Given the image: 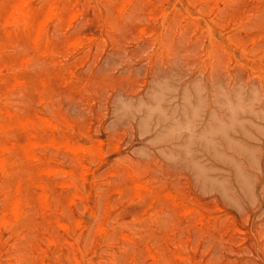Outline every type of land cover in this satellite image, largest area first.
Segmentation results:
<instances>
[{
    "label": "rangeland",
    "instance_id": "374dc122",
    "mask_svg": "<svg viewBox=\"0 0 264 264\" xmlns=\"http://www.w3.org/2000/svg\"><path fill=\"white\" fill-rule=\"evenodd\" d=\"M178 1L0 0V264H264V0Z\"/></svg>",
    "mask_w": 264,
    "mask_h": 264
},
{
    "label": "bare ground",
    "instance_id": "6f19581e",
    "mask_svg": "<svg viewBox=\"0 0 264 264\" xmlns=\"http://www.w3.org/2000/svg\"><path fill=\"white\" fill-rule=\"evenodd\" d=\"M22 1H23V3H24V0H22ZM26 1H27V0H25V2H26ZM149 1H150V0H149ZM177 1H178V0H177ZM194 1L196 2V0H194ZM194 1H192V2H194ZM201 1L204 2L203 0H201ZM220 1H221V0H219L218 2H220ZM17 2H18V1H17ZM178 2H179V1H178ZM180 2H181V1H180ZM192 2H191V3H192ZM206 2H207V1H206ZM18 3H19V2H18ZM20 3H22V2H20ZM20 3H19V5H20V7H22L23 4L21 5ZM146 3H147V2H146ZM24 4H25V3H24ZM180 4H181V3H179V5H180ZM44 5H45V4H44ZM170 5H171V4H170ZM199 5H200V4H199ZM14 6H16V5H14ZM24 6H25V5H24ZM52 6H53V5H52ZM52 6H50V7H52ZM173 6H174V5H172V7H173ZM182 6H183V5H182ZM20 7H19V8H20ZM26 7H27V6H26ZM19 8H18L17 10H19ZM47 8H48V7H47ZM20 9H21V8H20ZM25 9H26V8H25ZM25 9H24V11H25V14H24V15H26V10H27V9H26V10H25ZM182 9H183V8H182ZM216 9H217V8H216ZM50 10H52V9H50ZM55 10H56V9H55ZM55 10H54V11H55ZM184 10H185V9H184ZM184 10H183V11H184ZM19 11H20V10H19ZM12 12H13V11H12ZM12 12H11V13H12ZM21 12H23L22 9H21ZM32 12H34V11H32ZM32 12L30 11V14H31ZM46 12H47V13H46ZM46 12H45V14H52L50 11L48 12V10H47ZM9 13H10V12H9ZM34 13H35V12H34ZM186 13H187V12H186ZM195 13H196V12H195ZM21 14H22V13H21ZM30 14H29V16H30ZM187 14H188V13H187ZM3 15H5V14L3 13ZM3 15H2V16H3ZM11 15H12V14H11ZM35 15H36V14H35ZM35 15L33 14L32 17L34 18ZM73 15H74V14H73ZM189 15H191V14H189ZM0 16H1V14H0ZM48 16H49V17H48ZM48 16H47V19L51 17L50 15H48ZM196 16H197V14H196ZM7 17H8V16H7ZM11 17H13V16H11ZM22 17H23V16H22ZM22 17H21V18H22ZM25 17H26V16H25ZM32 17H31V18H32ZM52 17L54 18V15H52ZM52 17H51V18H52ZM197 17H198V16H197ZM197 17H195V18H197ZM23 18H24V17H23ZM186 18H187V16H186ZM188 18H190V17H188ZM188 18H187V19H188ZM193 18H194V17H193ZM198 18H199V17H198ZM5 19L8 20L7 18H5ZM5 19H4V20H5ZM44 19H45V18H44ZM47 19L44 20V21H47ZM10 20H11V19H10ZM12 20H13V19H12ZM12 20H11V21H12ZM14 21H15V20H14ZM48 21H49V20H48ZM189 21H190V20H189ZM12 22H13V21H12ZM12 22H11V23H12ZM21 22H22V19H21ZM21 22H20V25L23 23V22H22V23H21ZM32 22H33V21H32ZM99 22H100V21H99ZM3 23H6V22L3 21ZM3 23L1 22V24H3ZM8 23L11 24L10 21H9ZM14 23H15V22H14ZM16 23H17V22H16ZM33 23H34V22H33ZM202 23H203V22H202ZM231 23H232V22H231ZM9 24H8V25H9ZM24 24H25V23H24ZM43 24H44V22H43ZM99 24H100V23H99ZM12 25H13V24H12ZM14 25H15V24H14ZM16 25H19V24L17 23ZM20 25H19V28L21 27ZM31 25H32V24H31ZM31 25H30V26H31ZM191 25H192V24H191ZM223 25H224V24H223ZM2 26H3V25H2ZM24 26H26V25H24ZM219 26H220V25H219ZM3 28H4V27H3ZM11 28H13V27H11ZM26 28H27V27H26ZM209 28H210V27H209ZM21 29H22V28H21ZM43 29H45V28H43ZM43 29H42V30H43ZM26 30H27V29H26ZM22 31H23V29H22ZM40 31H41V30H40ZM209 31H210V30H209ZM44 32H45V30H44ZM207 32H208V31H207ZM24 33H25V32H24ZM41 33H42V32H41ZM41 33L37 35L38 38L35 39V41H36V40H39V37H40V39H41V36L43 35V34L41 35ZM7 34H8V33H7ZM26 34L28 35L29 33H27V31H26ZM210 34H211V31H210ZM39 35H40V36H39ZM34 36H35V35H34ZM209 36H210V35H209ZM209 36H208V37H209ZM211 36H212V34H211ZM6 38H7V37H6ZM6 38H5V39H6ZM15 38H16V37H15ZM24 38H25V37H24ZM35 38H36V36H35ZM209 38H210V37H209ZM49 39H50V38H49ZM11 40H12V38H11ZM24 40H25V39H24ZM35 41H34V42H35ZM41 41H42V40H41ZM6 42H8V39H7V41H5V43H6ZM9 42H10V41H9ZM11 42H12V41H11ZM11 42H10V44H11ZM34 42H33V43H34ZM13 43H14V41H13ZM35 43H36V42H35ZM40 43H41V42H40ZM76 43H77V42H76ZM226 43H227V42H226ZM7 44H9V43H7ZM1 45H2V42H1ZM4 45H5V44H4ZM38 45H39V43H38ZM223 45H224V43H223ZM225 45H226V44H225ZM225 45H224V46H225ZM233 45H234V44H233ZM2 47H3V46H2ZM36 47H37V45H36ZM225 47H226V46H225ZM37 48H38V47H37ZM228 48H229V47H228ZM6 49H8V48H6ZM226 49H227V48H226ZM232 49H233V48H232ZM2 50H3V49H2ZM4 50H5V48H4ZM228 50H229V49H228ZM2 52H3V51H2ZM231 52H232V50H231ZM238 53H239V52H238ZM254 55H255V54H254ZM12 57H15V56H12ZM8 58H11V57L8 56ZM8 58H7L6 60H8ZM15 59H17V58H14V60H12V61H15ZM6 60H4V62L8 63ZM8 61H9V62H12V61H10V60H8ZM6 63H5V64H6ZM13 64H14V62H13ZM13 64L11 63V65H13ZM6 65H8V67H9V63L6 64ZM17 66H18V65H17ZM5 67H7V66H5ZM9 68H10V67H9ZM7 71H8V70H7ZM14 71H15V70H14ZM5 72H6V71H5ZM8 72H9V71H8ZM7 74H8V73H7ZM4 77H5V76H4ZM4 77H2V78H4ZM34 77H35V76H34ZM41 78H42V77H41ZM43 78H44V77H43ZM4 79H5V78H4ZM6 79H8V78H6ZM39 79H40V78H39ZM46 79H47V78H46ZM16 80H17V79H16ZM16 80H15V81H16ZM4 81H5V80H4ZM9 81H10V80H9ZM36 81H39V80L36 79ZM40 81H41V80H40ZM43 81H46V80L44 79ZM35 83H36V82H35ZM46 83H47V82H46ZM43 84H45V82L42 83V85H43ZM17 86H18V85H17ZM36 86H39V82H37ZM42 89H43V88H42ZM1 92H3V91H1ZM1 92H0V93H1ZM1 95H2V94H1ZM7 107H8V106H7ZM2 108H3V107H2ZM10 109H11V108H10ZM8 110H9V109H8ZM23 113H24V112H23ZM9 114H10V113H9ZM12 114H13V112H12ZM12 114L9 115V116L11 117ZM15 114H16V113H14V115H15ZM3 115H4V114H3ZM21 115H22V113H21ZM24 115H25V117H26V114H24ZM38 115H39V114H38ZM1 116H2V115H1ZM29 116L31 117V115L29 114V115H27V118H28ZM33 116H34V115H33ZM3 117H4V116H3ZM3 117H2V119H3ZM5 118H8V117L5 116ZM5 118H4V120H5ZM31 118H32V117H31ZM41 118H42V117H41ZM35 119H36V117H35ZM35 119H34V117H33V119H32V120H29V121H32V122H33ZM44 119L46 120V117H45ZM8 120H9V122H10L11 118L8 119ZM22 120H23V119H22ZM40 120H41V119H40ZM41 121H42V120H41ZM9 122H7V120H6V125H7ZM11 122H12V121H11ZM11 122H10L9 124H11L12 127H13V124H12ZM37 122H38V121H36V123H35V121H34L33 123H35L36 125H38ZM0 123H1V122H0ZM13 123L15 124L14 126H16L17 122L14 121ZM22 123H23V122H22ZM25 123H26V122L24 121V124H25ZM39 123H40V122H39ZM44 123H45V124H48V123H50V122L47 120V122H44ZM3 124L5 125V123H2V124H1V127H3ZM9 124H8V125H9ZM20 124H21V122H20ZM28 124H29V123H28ZM11 125H9V126H11ZM21 125H23V124H21ZM31 125H32V124H31ZM40 125H41V124H40ZM48 126H51V124H48ZM28 127H29V126H27V128H28ZM31 127H32V126H31ZM37 127H38V126H37ZM39 127H40V126H39ZM52 127H54V125H52ZM17 128L19 129L18 125H17ZM24 128H25V127H24ZM57 128H59V127H57ZM3 129H5V128L3 127ZM3 129H2V130H3ZM7 129H8V128H7ZM10 129H11V128H10ZM12 129L14 130L15 127L12 128ZM12 129H11V130H12ZM50 129H51V128H50ZM22 130H23V129H22ZM5 131H6V129H5ZM50 131H51V130H50ZM28 132H29V131H28ZM55 132H56V131H55ZM61 132H62V130H61ZM67 132H68V131H67ZM67 132H66V133H67ZM24 133H25V132H24ZM4 134H6V133L4 132ZM11 134H12V133H11ZM25 134H27V133H25ZM29 134H30V133H29ZM61 134H62V133H61ZM30 135H31V134H30ZM35 135H36V134H35ZM38 135H40V134L38 133ZM48 135H49V134H48ZM23 136H24V135H23ZM4 137H5V136H4ZM61 137H62V136H61ZM46 138H47V137H46ZM50 138H52V137H50ZM26 139H27V138H26ZM48 139H49V138H48ZM60 139H61V138H60ZM63 139H64V136H63ZM78 139H79V138H78ZM3 140H4V139H3ZM61 140H62V139H61ZM36 141H37V140H36ZM46 141H47V140H46ZM34 142H35V141H33V143H34ZM44 142H45V141H44ZM44 142H43V143H44ZM53 142H54V140H53ZM57 142H58V141H57ZM66 142H67V140H66ZM69 142H71V141H69ZM36 143H37V142H36ZM41 143H42V142H41ZM45 143H46V142H45ZM61 143H62V142H61ZM72 143H73V142H72ZM3 144H5V143H3ZM27 144H28V143H27ZM34 144H35V143H34ZM37 144H38V143H37ZM46 144H47V143H46ZM48 144H49V143H48ZM59 144H60V143H59ZM65 144H68V143H65ZM84 144H85V143H84ZM30 145H31V143H30ZM70 145L72 146V144H70ZM82 145H83V144H82ZM85 145H86V144H85ZM91 145H92V144H91ZM4 146H5V145H4ZM33 146H34V145H33ZM46 146H47V145H46ZM53 146H54V145H53ZM53 146H52V147H53ZM55 146H56V145H55ZM83 146H84V145H83ZM87 146H88V145H87ZM89 146H90V145H89ZM12 147H13V146H12ZM27 147H28V146H27ZM34 147H36V144H35ZM66 147H67V146H66ZM79 147H80V146H79ZM85 147H86V146H85ZM93 147H94V146H93ZM99 147H100V146H99ZM7 148H8V149H9V148L11 149V147H7ZM37 148H40V146L37 147ZM87 148H88V149H87ZM3 149H4V148H3ZM5 149H6V146H5ZM5 149H4V150H5ZM10 149H9V150H10ZM67 149H68V148H67ZM71 149H72V148H71ZM100 149H101V148H100ZM9 150H8V152H9ZM28 150H29V149H28ZM35 150H36V149H35ZM74 150H75V149H74ZM85 150H88V151H85V152H89V151H90V147H86ZM91 150H92V149H91ZM11 151H12V150H11ZM23 151H24V150H23ZM69 151H71V150H69ZM82 151H83V150H82ZM92 151H93V150H92ZM1 152H3V151L1 150ZM5 152H6V151H5ZM16 152H17V150H16ZM24 152H26V150H25ZM101 152H102V151H101ZM89 153H91V152H89ZM93 153H94V152H93ZM18 154H19V153H18ZM27 155H28V154H27ZM29 155H30V154H29ZM94 156H95V155H94ZM19 157H20V156H19ZM26 157H27V156H26ZM28 157H29V156H28ZM82 157H83V156H82ZM2 158H3V157H2ZM8 158H9V156H8ZM11 158H12V157H11ZM21 158H22V157H21ZM23 158H24V156H23ZM35 158H36V156H35ZM80 158H81V157H80ZM93 158H94V157H93ZM95 158H96V157H95ZM97 158H98V156H97ZM15 159H16V157H15ZM28 159H29V158H28ZM36 159H38V158H36ZM7 160H8V159H7ZM23 160H24V159H23ZM82 160H83V158H82ZM93 160H94V159H93ZM2 161H3V160H2ZM5 161H6V160H5ZM24 161H25V160H24ZM6 162H7V161H6ZM41 162H42V161H41ZM81 162H82V161H81ZM37 163H38V162H37ZM1 164H2V163H1ZM1 164H0V165H1ZM12 164H14V161L12 162ZM91 164H93V163L91 162ZM24 165H25V164H24ZM30 165H31V164H30ZM2 166H3V165H1V167H2ZM17 166H18V165H17ZM17 166H16V167H17ZM83 166L85 167V165H82V167H83ZM1 167H0V170H1ZM16 167H15V169H17ZM29 167H30V166H29ZM93 167H94V166H93ZM85 169H86V168H85ZM85 169H84V171H85ZM3 170H4V169H3ZM69 170H70V169H69ZM91 170H92V169H91ZM26 171H27V170H26ZM54 171H55V170H54ZM14 172H15V171H14ZM16 172H17V171H16ZM82 172H83V171H82ZM86 172H87V171H86ZM1 173H2V172H1ZM65 173H67V172H65ZM83 173H85V172H83ZM90 173H91V171H90ZM46 174H47V173H46ZM68 174H69V172H68ZM2 175H4V173H2ZM20 175H21V174H20ZM24 175H25V174H24ZM32 175H33V176H31V174H30V176L33 178L34 175H35V173H32ZM5 176H6V175H5ZM41 176H42V175H41ZM90 176H91V174H90ZM90 176H89V177H90ZM2 177H4V176H2ZM19 177H20V176H19ZM19 177H18V178H19ZM81 177L83 178V176H80V177L78 178V180H79ZM92 177H93V176H92ZM18 178H16V179H18ZM28 178H29V176H28ZM21 179H22V178H21ZM23 179H25L24 176H23ZM23 179H22V180H23ZM18 180H19V179H18ZM68 180H69V179H68ZM80 180H81V179H80ZM23 181H24V180H23ZM26 181H27V179H26ZM15 182H17V181H15ZM20 182H21V181H20ZM70 182H71V181H70ZM75 182H77V181H75ZM22 183H23V182H22ZM79 183H81V181H80ZM91 183L93 184L92 180H91ZM81 184H82V183H81ZM10 185H12V184H10ZM30 185H31V184H30ZM20 186H21V185H20ZM79 186H80V185H79ZM11 187H12V186H11ZM74 187L76 188V186H74ZM19 188H20V187H19ZM75 188H74V189H75ZM0 189H1V188H0ZM2 189L4 190V189H5V186H4V188H2ZM2 189H1V190H2ZM15 189H16V188H15ZM89 189H90V185H89ZM118 189H119V188H118ZM127 189H128V188H127ZM7 190H8V189H7ZM11 190H12V189H11ZM75 190H76V189H75ZM75 190H74V191H75ZM120 190H121V188H120ZM48 191H49V190H48ZM88 191H89V190H88ZM94 191H95V190H94ZM0 192H1V191H0ZM6 192H7V191H6ZM6 192H5V193H6ZM12 192H13V191H12ZM12 192H11V193H12ZM18 192H19V191H18ZM108 192H110V191H108ZM5 193H3V194H5ZM19 193H20V192H19ZM36 193H37V192H36ZM44 193H46V192H44ZM88 193H89V192H88ZM137 193H138V191H137ZM149 193H150V192H149ZM153 193H154V192H153ZM118 194H119V193H118ZM150 194H151V193H150ZM20 195H21V194H20ZM74 195H76V194L74 193ZM93 195H94V194H93ZM106 195H107V194H106ZM139 195H140V194H139ZM139 195H138V196H139ZM152 195H154V194H152ZM155 195H158V194H155ZM2 196H3V195H2ZM78 196H79V195H78ZM78 196H77V197H78ZM80 196H81V195H80ZM22 197H23V196H22ZM77 197H76V198H77ZM85 197H86V196H85ZM114 197H115V196H114ZM117 197H118V196H117ZM122 197H123V196H122ZM122 197H121V198H122ZM128 197H129V195H128ZM130 197H131V196H130ZM130 197H129V198H130ZM4 198H5V197H4ZM36 198H37V197H36ZM79 198H81V197H79ZM129 198H128V199H129ZM137 198H139V197H137ZM155 198H156V197H155ZM17 199H18V198H17ZM28 199H29V198H28ZM33 199H34V198H33ZM44 200H45V197H44ZM54 200H55V199H54ZM79 200H80V199H79ZM122 200H123V199H122ZM124 200H125V198H124ZM130 200H131V199H130ZM130 200H129V201H130ZM168 200H169V199H168ZM80 201H81V200H80ZM119 201H120V200H119ZM173 201H174V200H173ZM54 202H55V201H54ZM69 202H70V201H69ZM102 202H103V201H102ZM165 202H166V201H165ZM169 202H170V201H169ZM175 202H176V201H175ZM74 204H75V203H74ZM93 204H95V203H93ZM101 204H102V203H101ZM21 205H22V204H21ZM87 205H88V204H87ZM110 205H111V204H110ZM115 205H117V199H116V201H115ZM146 205H147V203H146ZM153 205H154V204H153ZM169 205H170V204H169ZM83 206H84V205H83ZM100 206H103V205H100ZM54 207H55V206H54ZM54 207H53V210H54ZM88 207H89V206H88ZM97 207H98V206H97ZM97 207H96V208H97ZM103 207H104V206H103ZM109 207H110V206H109ZM1 208H2V207H1ZM3 208H4V207H3ZM10 208H11V207H10ZM19 208H20V207H19ZM38 208H39V207H38ZM85 208H86V207H85ZM96 208H95V209H96ZM17 209H18V208H17ZM100 209H101V208H100ZM13 210H14V211H17V210H15V208H14ZM13 210H12V211H13ZM55 210H56V209H55ZM83 210H84V209H83ZM85 210H86V209H85ZM90 210H91V209L89 208V212H90ZM102 210H103V209H101V211H102ZM10 211H11V210H10ZM12 211H11V212H12ZM95 211H97V209H96ZM104 211H105V210H104ZM92 212H93V210H92ZM97 212H98V211H97ZM97 212H96V215H98ZM102 212H103V211H102ZM108 212H109V211H108ZM12 213H13V212H12ZM15 213H16V212H15ZM17 213H18V212H17ZM53 213H54V212H53ZM103 213H104V212H103ZM59 214H60V213H59ZM93 214H94V213H93ZM4 215H5V213H4ZM52 215H53V214H52ZM56 215H57V214H56ZM60 215H61V214H60ZM53 216H55V215H53ZM87 217H88V216H87ZM95 217H96V216H94V218H95ZM100 217H101V213H100ZM6 218H7V217H6ZM63 218H64V217H63ZM14 219H15V218H14ZM98 219H99V217H98ZM2 220L5 222V218L2 219ZM6 220H7V219H6ZM15 220H16V219H15ZM77 220H78V219H77ZM3 221H1V222L3 223ZM79 221H81V220H79ZM1 222H0V223H1ZM35 222H36V221H35ZM35 222H34V223H35ZM37 222H38V221H37ZM51 222H53V220H52ZM76 222H77V221H76ZM105 222H106V220H105ZM105 222H104V223H105ZM78 223H79V222H78ZM4 224H5V223H4ZM9 224H11V223H9ZM50 224H51V223H50ZM59 224H62V223H59ZM79 224H80V223H79ZM15 225H16V224H15ZM48 225H49V224H48ZM97 225H98V224H97ZM101 225H102V224H101ZM9 226H11V225H9ZM58 226H61V225H58ZM103 226H104V225H103ZM106 226H107V225L105 224V227H106ZM149 226H150V225H149ZM14 227H16V226H14ZM62 227H63V229L65 228L63 225H62ZM62 227H61V228H62ZM97 227H98V226H97ZM2 228H3V226H2ZM5 228H6V227H5ZM8 228H10V227H8ZM8 228H7V229H8ZM61 228H60V230H62ZM79 228H80V227H79ZM83 228H84V227H83ZM99 228H100V227H99ZM150 228H151V227H150ZM104 229H106V228H104ZM10 230L12 231V229H10ZM10 230H9V231H10ZM96 230H97V228H96ZM100 230H101V229H100ZM100 230H99V232H101ZM11 231H10V232H11ZM25 231H26V230H25ZM78 231H79V230H78ZM156 231H158V230H156ZM166 231H167V230H166ZM14 232H16V231H14ZM41 232H42V231H41ZM80 232H81V231H80ZM162 232H163V231H162ZM12 233H13V232H12ZM102 234H103V233H102ZM14 235H15V234H14ZM76 235H77V234H76ZM12 236H13V234H12ZM78 236H79V235H78ZM108 236L110 237L111 235H108ZM103 237H104V236L101 237L102 239H105V241H103V242H107V241H106V238H103ZM105 237H106V236H105ZM117 237H119V236H117ZM44 238H45V237H44ZM76 238H77V237H76ZM151 238H152V237H151ZM15 239H16V238H15ZM15 239H14V240H15ZM102 239H101V240H102ZM126 239H127V238H126ZM12 241H13V240H12ZM48 242H49V241H47V243H48ZM51 242H52V241H51ZM73 242H74V240H73ZM132 242H133V240H132ZM162 242H163V241H162ZM13 243H14V242H12V244H13ZM29 243H30V242H29ZM29 243H28V244H29ZM41 243H42V242H41ZM47 243H46V244H47ZM76 243H77V240H76ZM76 243H75V244H76ZM107 243H108V242H107ZM133 243H134V242H133ZM148 243H150V241H149ZM148 243H147V244H148ZM6 244H7V243H6ZM28 244H27V245H28ZM53 244H54V243H53ZM100 244H101V243H100ZM137 244H138V243H137ZM8 245H9V244H8ZM8 245H7V246H8ZM106 245H107V244H106ZM106 245H104V246H106ZM142 245H144V243H143ZM142 245H141V246H142ZM145 245H146V244H145ZM10 246H11V245H10ZM12 246H13V245H12ZM12 246H11V247H12ZM29 246H33V245H29ZM76 246H77V244H76ZM134 246H135V244H134ZM148 246H149V245H148ZM8 247H9V246H8ZM16 247H17V246H16ZM165 247H166V246H165ZM13 248H14V247H13ZM77 248H78V247H77ZM77 248H76V249H77ZM85 248H86V247H85ZM108 248H109V247H108ZM108 248H107V249H108ZM144 248H145V247H144ZM173 248H174V247H173ZM15 249H16V248H15ZM15 249H14V250H15ZM31 249H33V247H32ZM78 249H79V248H78ZM78 249H77V252H78ZM9 250H10V249H9ZM141 250H142V249H141ZM157 250H158V249H157ZM5 251H6V250H5ZM5 251H3V252H5ZM11 251H12V250H11ZM34 251H35V250H34ZM40 251H41V250H40ZM79 251H80V250H79ZM8 252H9V251H8ZM29 252H30V251H29ZM80 252H81V251H80ZM104 252H105V251H104ZM16 253H17V252H16ZM24 253H25V252H24ZM34 253H35V252H34ZM111 253L113 254V252H111ZM116 253H117V252H116ZM119 253H120V252H119ZM182 253H183V251H182ZM93 254H94V252H93ZM93 254H92V255H93ZM10 255H12V254L10 253L8 256L11 257ZM19 255H20V253H19ZM22 255H23V254H22ZM113 255H116V254H115V251H114V254H113ZM117 255H118V253H117ZM124 255H125V254H124ZM37 256H38V255H37ZM58 256H60V255L58 254ZM79 256L81 257L82 255L80 254ZM118 256H120V255H118ZM169 256H170V255H169ZM20 257H21V256H20ZM126 257H127V256H126ZM14 258H15V257H14ZM16 258H18V257L16 256ZM82 258H83V256H82ZM82 258H81V261H82ZM87 258H88V257H87ZM151 258H152V257H151ZM180 258H181V257H180ZM184 258H185V257H184ZM3 259H5V258H3ZM19 259H20V258H19ZM111 259H112V258H111ZM113 259H114V258H113ZM123 259H124V258H123ZM181 259H182V258H181ZM6 260H7V258H6ZM12 260H13V259H12ZM72 260H74V258H73ZM158 260H159V259H158ZM169 260H170V259H169ZM14 261L17 262L18 259H17V260H14ZM41 261H42V260H41ZM76 261H77V260H76ZM76 261H75V262H76ZM123 261H124V260H123ZM128 261H129V260H128ZM152 261H153V260H152ZM156 261H157V260H156ZM4 262H5V260H4ZM16 262H14V263H16ZM24 262H26V261H24ZM42 262H43V261H42ZM57 262H58V261H57ZM112 262H114V261H112ZM129 262L131 263L132 260L129 261ZM11 263L13 264V262H11ZM58 263H59V262H58ZM81 263H82V262H81ZM135 263H136V262H135ZM4 264H6V263H4ZM7 264H8V263H7ZM21 264H22V263H21ZM25 264H26V263H25ZM114 264H115V262H114ZM126 264H127V263H126ZM131 264H132V263H131ZM158 264H159V263H158ZM191 264H192V263H191Z\"/></svg>",
    "mask_w": 264,
    "mask_h": 264
}]
</instances>
